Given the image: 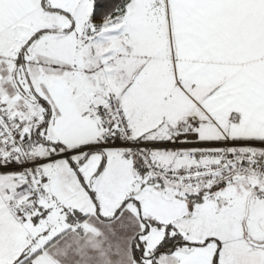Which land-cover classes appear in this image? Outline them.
<instances>
[{"label": "snow or ice", "instance_id": "obj_1", "mask_svg": "<svg viewBox=\"0 0 264 264\" xmlns=\"http://www.w3.org/2000/svg\"><path fill=\"white\" fill-rule=\"evenodd\" d=\"M0 264H264V0H0Z\"/></svg>", "mask_w": 264, "mask_h": 264}]
</instances>
